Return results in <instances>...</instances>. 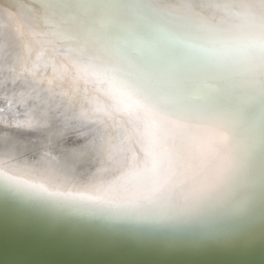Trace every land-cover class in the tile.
<instances>
[{
    "label": "bare ground",
    "instance_id": "6f19581e",
    "mask_svg": "<svg viewBox=\"0 0 264 264\" xmlns=\"http://www.w3.org/2000/svg\"><path fill=\"white\" fill-rule=\"evenodd\" d=\"M52 5L63 22L38 26ZM253 21L264 22L260 0L217 11L193 0H0V160L58 168L75 181L61 190L101 197L54 203L0 180V264H264V75L242 79L184 42ZM53 25L57 44L37 34ZM93 42L225 120L227 148L211 136L178 145L185 172L163 186L115 182L145 167L143 115L117 110L62 50Z\"/></svg>",
    "mask_w": 264,
    "mask_h": 264
},
{
    "label": "snow or ice",
    "instance_id": "6c2138e0",
    "mask_svg": "<svg viewBox=\"0 0 264 264\" xmlns=\"http://www.w3.org/2000/svg\"><path fill=\"white\" fill-rule=\"evenodd\" d=\"M193 2L217 11L221 4L236 0ZM260 2L264 3V0ZM62 7L52 5L50 16L45 17L38 26L47 25L50 19L63 22ZM179 7L190 13L192 4L182 3ZM37 34L52 44H57L60 39V33L55 25ZM62 50L78 73L85 79H91L99 90L112 98L117 110L126 111L132 116L143 115V127L140 132L145 139V167L138 169L130 165L121 172L115 182L139 176L154 185L163 186L176 181L185 172L182 165L174 163V160L182 159L181 154L175 151L178 145L191 149L211 136L219 141L222 148H227L230 129L226 121L186 104L159 79L128 71L94 42L86 47L78 44ZM221 160L223 175L227 171L226 152L222 154ZM163 161H167L168 166L162 169ZM0 180L13 191L27 193L34 198L54 203H82L101 199L98 195H88L87 190H61L65 185L74 187L75 181L62 170L51 166H21L0 160ZM88 190L99 192L101 186L89 185Z\"/></svg>",
    "mask_w": 264,
    "mask_h": 264
},
{
    "label": "clouds",
    "instance_id": "9594fccd",
    "mask_svg": "<svg viewBox=\"0 0 264 264\" xmlns=\"http://www.w3.org/2000/svg\"><path fill=\"white\" fill-rule=\"evenodd\" d=\"M184 42L243 78L264 75V22L241 23L225 29L188 32Z\"/></svg>",
    "mask_w": 264,
    "mask_h": 264
}]
</instances>
